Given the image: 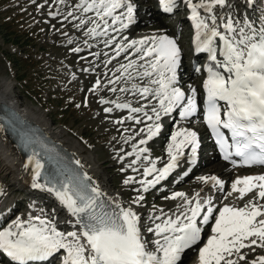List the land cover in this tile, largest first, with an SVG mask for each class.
I'll return each mask as SVG.
<instances>
[{
    "label": "snow or ice",
    "instance_id": "6c2138e0",
    "mask_svg": "<svg viewBox=\"0 0 264 264\" xmlns=\"http://www.w3.org/2000/svg\"><path fill=\"white\" fill-rule=\"evenodd\" d=\"M182 2L191 11L197 30V50L209 53L212 61H217V54L223 58L217 61V70H206L203 123L216 138L225 160L235 156L242 166H264V23L257 28L248 19L214 14L216 9L234 8L228 0ZM160 3L168 12L176 7V0H160ZM247 3L252 5L253 0ZM76 8L82 14H95L88 20L79 19L76 27L82 28L91 22L93 26L86 35L106 37L103 43L115 52L107 63L122 54L126 61L119 64L114 78L108 80L110 85L122 82L123 86L109 90L130 93L140 106L104 99L100 103H111L116 110H127L128 115L114 120V124L132 121L135 125H143L137 130H124L130 134L122 137L123 142H136L132 143L131 152L118 157L121 162L126 157H134L124 168L139 173L141 178L129 175L123 183L140 187L133 188L136 195L127 207L118 204V210H106L101 201L102 192L97 186L85 183L91 180L86 175L68 176L55 184L48 180L41 183L44 165L35 158L34 152L23 165L26 170L34 165L31 187L54 196L75 221L71 222V230H60L57 225L61 221L56 213L49 214L43 208L40 214L30 212L26 217L16 216L0 227V256L6 257L9 264H36L50 258L56 264H178L186 249L203 243L198 250V264H264V256L249 261L243 251L264 248V175L244 176L232 182L229 196L238 193V198L244 199L253 194L243 207L225 204L217 209L211 197L202 198L197 193L189 198L183 192H175L165 199L183 201L177 212L168 215L164 209L153 207L147 222L140 215L139 209L146 202L145 194L179 167L186 150L192 157L196 154L197 132L190 128H179L171 133L166 149L168 159L163 167L158 168V161L150 158L147 145L161 132L164 118L175 111L178 110L181 121L190 123V118L197 113V90L191 88L186 95L177 86L181 51L173 39L160 35L141 39L121 36L117 40L111 35L122 32L132 23L134 8L130 0H79ZM198 10L208 16L202 18ZM68 16L73 13L69 12ZM216 38L219 49L214 46ZM71 51L80 53L82 49L75 47ZM99 85L97 80L90 91L95 92ZM113 110V107L103 109L105 113ZM222 129L230 132L231 143ZM137 137L141 138L137 140ZM230 162L235 165L234 160ZM199 179L204 184L211 181L220 191L225 190L224 183L215 176ZM210 221L214 222L210 224ZM202 225L211 229L206 242L201 239Z\"/></svg>",
    "mask_w": 264,
    "mask_h": 264
},
{
    "label": "bare ground",
    "instance_id": "6f19581e",
    "mask_svg": "<svg viewBox=\"0 0 264 264\" xmlns=\"http://www.w3.org/2000/svg\"><path fill=\"white\" fill-rule=\"evenodd\" d=\"M60 1L64 4L65 0H59V2ZM75 1L76 0H67L65 5L62 8L68 7L69 9V5L71 7V5L74 4L73 2ZM146 1H149V0H146ZM263 1L264 0H253L252 5H248L247 0H238L237 2L228 0V2L235 5V7L234 8L225 7L223 9H216L214 10V14H218L224 17L230 16V17L238 18V19H248L249 22L253 23L254 26L259 28L262 22H264V12L262 11ZM130 2L133 3V8H134L133 18L134 19L132 23L129 24V27L127 29H124L122 32H119V33H116V32L111 33V35H114L117 38V40H119L121 36H127L129 39H141L144 37L160 36V35L167 34L169 35V37L178 39L179 36L188 35L187 31L189 29H188L187 24L185 23V18L184 17L178 18L181 12L179 8L175 7L172 12H168L165 14V16H163L162 13L160 12L158 13L152 12L151 14H149L148 8H145V9L142 8L140 0H130ZM198 2L199 0L195 1V3H198ZM73 8L76 9V6ZM66 12H68V10ZM201 12L202 14H205L208 16V14L205 13L203 10H201ZM79 15L80 17L77 16L71 20L66 21V24L68 27L66 31L68 32L63 33V31H61V35H60L62 37L63 35L65 36L67 33L71 34L72 36L69 39L72 41V43L70 44L72 45L71 47H74L75 45H77L75 47H79L82 49L80 53L71 52V54H77V55L84 54L83 56H81L83 57V59L80 57V59L78 58L79 61L74 62L75 67H80L78 64L81 61H83L82 63L87 64L86 67L82 69H78L77 71L78 78H79L78 82H79L80 88L77 85L78 82L74 80V83L76 84L75 90L77 89L78 92L80 93L84 87V84H90V89H92L95 86L96 81L99 80L100 85L96 89L95 92L90 91V89L88 90L87 102L89 101V103H92L91 98L93 99L97 97L98 99L97 103H99L100 105H101L100 100L104 99V100L116 101V102H131L134 107L140 106V104L137 103V98L133 97L130 93H121L119 91L113 93L109 90L111 87L119 88L123 86L122 82L117 85H110L108 84V80L114 78L113 73L115 69L119 66V64L126 63V61L123 59V54H122L120 57H116L115 59H112L111 63H107V61L115 55V52L113 51L112 47H106L105 44L103 43L106 37L92 38L91 36L86 35L87 30L92 27L91 23L90 24L88 23L89 25L86 24L82 28H77L75 25H72L73 23H75V20H78L76 21L77 23L76 25H78L79 18L88 20L89 18H94L95 14L94 13L82 14L80 12ZM176 18H177V21L174 27H172L170 23L172 22V20ZM150 21H155L158 27L154 29L153 28L148 29V27L144 26ZM220 30L223 31L222 28ZM53 37L55 38V36ZM68 41H66L67 42L66 46L69 45ZM216 46L218 45L216 44ZM189 55H190L191 60L186 58L187 52H186V49L182 46L181 66L178 69L177 86L180 87L181 90L186 93V95L190 94L191 88H195L197 90V93L199 89L197 88V86L194 85V81L197 77L196 75L197 71L195 69L196 67H195L194 61L196 60L198 63L199 58H200L199 55H201V53L199 54L195 53L192 56L191 50H190ZM222 59L223 58L220 57L218 61ZM187 60L191 62L188 64V66H186ZM84 69H88V71H84ZM116 75H119V73H116ZM80 78H82L83 81ZM13 87H14L13 83H11L9 78H4V77L0 78V104L8 106V107H15L14 101L16 100L17 102L19 101L20 98L14 96V94L12 93H11L12 95H10V92L12 91ZM85 102L86 101H84V103ZM140 103H144V102L140 101ZM153 103H155V101H153ZM198 103L199 101L197 100V104ZM102 105L107 106V107H113L114 109L113 112L105 113L102 109V112L99 115L96 113L95 118L93 119L101 120L102 119L101 117L104 116L102 124L105 127L109 126L110 129L112 127V129H114V132L121 133L122 137L130 134L124 131L126 128L131 129V130H137L138 128L143 127V125H135L134 122L132 121H126L124 125L114 124L113 121L115 117H113L112 119V116L118 114L119 116L121 115L119 119H123L128 115L127 110H116L114 108V105L111 103L102 104ZM20 106H22L24 109L23 111L19 110L22 116L27 115L29 120L33 121L34 123L42 125V128L47 134H50L51 136H56L57 140L61 144H63V146L68 147L69 153L73 156L74 159H76V161L79 163V166H81L83 170L86 171L91 176L90 178L92 179V181L95 184H97V187H99L102 192L107 193V191L110 190L112 186H108L109 179L106 177L105 170H103V168L101 167L102 164L98 163V160L94 158L95 156L92 157V155L88 151L84 150V147L82 144L75 142L73 138V136L76 137L75 135L70 134V133L68 134L65 128L63 129L61 127H58L53 122L51 123L50 121L46 120V115L43 114L40 111V109H36L35 107H31L26 104L24 106L23 104H18V107ZM198 116L199 114L197 112L194 117L190 118V123L189 121H181L179 118L178 110H177L170 116L164 118L161 132L157 134V136L153 137L151 141H149V145L151 144V142H155L157 140H160L159 142L164 141L162 156H160L159 154L157 155L156 153L149 154L151 159H156L158 161L157 163L158 168L163 167L164 163L167 162L168 157L166 154V149H167L168 143L170 142L171 133L173 131H176L179 128H190L191 130H194L199 134L203 133V130L198 127V124L196 125L191 124V122L194 119H198ZM131 124H133L134 126H132ZM69 136H71V138ZM139 138L141 137H137V140ZM115 142L116 141H114V143ZM135 142L136 141H131L130 143L125 144L122 138V142L120 143V145L118 146L112 145L113 147L110 146L109 154L116 155V157L110 158V161L112 163L115 162L114 166H118L117 164H119L123 168V170L120 171L122 178H123V175H125L123 173H126L127 176L129 175L135 176L134 174H137L136 178L137 179L141 178L139 173H134L132 172L131 169L124 168V165H126L134 157H126V159L123 162H121L118 159L119 156L124 155L127 152H131L132 151L131 145L132 143H135ZM206 147H207V144L205 143V141H202L198 145V148H197V151L194 157H192V154L189 150H186L187 154L184 157H181L179 167L174 169L168 175L166 179L160 181V183L156 185L155 188L150 189L149 192L145 194L147 198L149 197L150 194L153 195L150 201H149V198L148 200L146 198V202L144 203V206L140 208L142 210L139 209L140 215L145 219L146 222H147V218L149 214L152 213L153 207H155L156 209H161V208L164 209V212L168 215H171L172 213L178 211V206L183 203V201L180 198H177L176 200L165 199L166 196L170 197L175 192H183L189 198L196 196L197 193H200V196L202 198L211 197L213 201V206H215V208L217 209L222 207V205L224 206L225 204L229 206H233V207H243L246 202L252 199L253 197L252 193L248 194L244 199H239L238 193H233L231 196L228 195V193L231 191L232 182L235 181L239 177L240 178L244 177L250 172L242 173L238 177V175H236L235 173H232V170H231L232 168H230L229 164H226V163L220 164L219 162L214 163L215 162L214 160L217 158V155L212 152L208 153L205 149ZM121 149H123V152H121ZM17 153H19L17 148L13 146V144L11 143V140L9 139L7 135L4 134L0 126V164L1 166L4 167L3 171L8 173L7 176H11L12 174H14L13 181L19 184L18 187H15L16 185L13 182H7L5 184V182H3L4 180L3 181L0 180V200L3 202L6 192H11L14 194L17 193V195L20 197V195L24 192V188L25 189L28 188L29 192L32 193V195L43 197L44 199L43 203L45 204L41 208H43L47 213L51 214L50 207H52L56 211L55 213L58 216L59 220L61 221V223L57 225L59 226V228L69 226L70 227L69 230H71L72 228L71 222H74L75 218L69 216V214H66V212L63 211L62 207H60L59 202L52 195H50L47 191H41L39 189H33L31 187V176H32L31 169L26 170L23 167V165L25 164V161L23 160V156ZM105 163L107 162H104L103 164ZM12 167H15V169ZM210 167L212 168V171L210 173L204 174V172H207L208 168ZM187 168L189 169V172L187 171ZM203 170H206V171H203ZM263 170H259L256 173L251 171L249 175H261ZM201 171L203 172L201 173ZM140 172H142V168L140 169ZM16 176H18L19 178H16ZM211 176L217 177L219 180H221L224 183L225 190H227L226 196H225V190L220 191L218 186H213L211 181H209L208 184H204L199 179L200 177H211ZM149 179H151V177H149ZM123 181L124 180H121L120 182L122 183V186H123L121 187L122 190L120 189V192H117V191L114 192L115 193L114 196H116L115 198L118 201H120V205L127 207L129 204V201L136 195V192L131 191L127 193L126 191H129L133 188H139L140 186L138 184L125 185ZM166 185H169V186L167 188H164ZM207 189H210V191L213 189V194L206 192ZM29 192L25 193L24 196L21 197V199L16 200L15 205L17 206L18 203L20 205L21 202L24 201L25 195H27ZM218 194H219V198H218ZM128 197H130L129 200H126V198ZM222 197H225V198H222ZM157 205H160V206H157ZM133 207L135 208L136 206L133 205ZM14 208H15L14 206H10V210ZM32 214H38V213H32ZM27 215L28 214H25L23 217H26ZM65 220L69 221V223H65L64 222ZM212 222L214 221H210V224ZM208 231L209 233L207 234V236L202 238L203 242H206L207 238L211 235V229L209 226H208ZM200 245H201L200 247H202L203 243H200ZM198 250H199V247H197L196 251L193 252L192 259L191 258L188 259V261L184 262L183 264H188V262L189 264H198ZM243 251H244V255L249 261L254 260L259 256H264L263 248H256L254 250L244 249ZM182 254H181L180 260L182 259ZM233 259H235V257H233ZM241 264H243V262H241Z\"/></svg>",
    "mask_w": 264,
    "mask_h": 264
},
{
    "label": "rangeland",
    "instance_id": "374dc122",
    "mask_svg": "<svg viewBox=\"0 0 264 264\" xmlns=\"http://www.w3.org/2000/svg\"><path fill=\"white\" fill-rule=\"evenodd\" d=\"M66 1L63 4L59 0H0V78H9L14 86L11 92L14 96L20 98V103L40 109L46 115V120L53 122L58 127L65 128L68 134L75 135L77 137L73 136L75 142L82 144L84 150L88 151L92 157L95 156L94 158L98 160V163L102 164L101 167L105 170L106 177L109 179L108 186H112L110 188L111 191L120 192V189L122 190L121 187H123L120 182L127 175L123 173L126 176L123 175L122 178L120 171L123 168L119 164L114 166L115 162L112 163L110 158L116 157V155L109 154V151L110 146L120 145L122 135L119 132H114L112 127L110 129L109 126L105 127L102 124L104 116L101 117V120L93 119L96 113L99 115L102 109L107 106L97 103V97L91 98L92 103L87 102L90 84H84L80 93L77 89L75 90L76 84L74 80L79 81L77 71L86 67L87 64L81 61L78 64L80 67H75L74 62L79 61L78 58L80 59L84 54H71V49L77 46L71 47L72 45L70 44L66 46V41L71 38V34L67 33L65 36H60L61 31L63 33L68 32L66 31L68 29L66 21L77 16L80 17L79 13L81 12L77 8H73L79 4L78 0L73 2L74 4L71 7L69 5V9L68 7L62 8ZM140 1L143 9L155 3L152 0ZM66 9L68 12H66ZM69 12L74 15L68 16ZM148 12H150V9ZM178 18H180V15ZM76 21L78 20L71 24L76 26ZM176 21H170L172 27H174ZM144 26L148 27V29L158 27L155 21H150ZM187 34V36L182 35L179 37L180 41H185L183 46L187 52L186 58L191 60L190 49L187 46L190 38L189 31H187ZM189 63L191 62L187 60L186 66ZM196 68H198L197 65ZM196 75L195 86L198 85V74ZM80 79L83 81L82 78ZM77 85L79 87V82ZM84 101L86 102L84 103ZM77 105H80V107H77ZM113 117H115L114 120H117L121 115H114L112 119ZM194 121L195 119L192 121L193 124ZM131 125L134 126L133 124ZM69 137L71 138V136ZM114 141L116 142L114 143ZM157 141L151 142L147 146L150 148L149 154L156 153L162 156L164 141ZM214 161V163H218L216 159ZM104 162L107 163L103 164ZM3 170L4 167L0 164V180H4L5 184L7 182L15 183L13 181L14 174L7 176L8 173ZM231 170L232 173L236 172L234 169ZM211 171L212 168L210 167L204 174ZM134 175L137 176V174ZM15 185V187L19 186L18 183H15ZM168 186L166 185L164 188ZM131 191L133 192V189L126 192L129 193ZM24 192L20 197L17 193L6 192L3 201L15 208H21L24 202L22 201L20 205L18 203L17 206L15 202L24 196ZM206 192L213 194V189L211 191L207 189ZM226 194L227 190H225V196ZM152 197L153 195L150 194L148 197L149 201ZM40 198L42 199L43 197ZM129 198H126V200H129ZM196 249L197 247L190 248L184 254L185 256H182V262L180 261L179 264L184 263L183 260H188V257H192Z\"/></svg>",
    "mask_w": 264,
    "mask_h": 264
}]
</instances>
